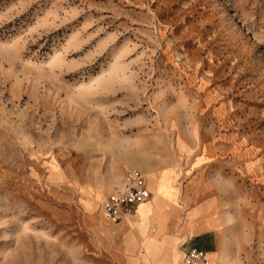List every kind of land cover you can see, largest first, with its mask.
Returning <instances> with one entry per match:
<instances>
[{
    "label": "rangeland",
    "instance_id": "1",
    "mask_svg": "<svg viewBox=\"0 0 264 264\" xmlns=\"http://www.w3.org/2000/svg\"><path fill=\"white\" fill-rule=\"evenodd\" d=\"M132 167L142 264L178 188L223 264H264V0H0V264H114L101 203Z\"/></svg>",
    "mask_w": 264,
    "mask_h": 264
},
{
    "label": "crops",
    "instance_id": "2",
    "mask_svg": "<svg viewBox=\"0 0 264 264\" xmlns=\"http://www.w3.org/2000/svg\"><path fill=\"white\" fill-rule=\"evenodd\" d=\"M145 180L149 188L147 179L145 178ZM181 198L178 188L175 197L166 200L167 206L155 209L153 215L150 216L147 214L146 217V220L150 219L151 225L156 224V215L160 220L162 219L161 222H158L157 234L146 235V238L149 239L152 245L159 249L158 254H161L165 250L162 245H160L161 241H165L166 247L169 245L170 260L168 264H175L174 259L177 253L182 254L183 251L193 247L206 251L208 255L209 253H214L219 250L217 234L215 230L210 227L209 223L205 221L207 206L198 201H194L189 208L185 209ZM138 206V204L134 206V211L130 215V218L135 214ZM198 206L201 207V210H198L192 216L193 223L191 227L189 224L184 223L186 212L192 207ZM123 222L124 221L115 223L116 225H110L115 227L116 230L114 236L104 239L103 249L114 264H142V262L138 260L141 256L139 243L132 245L130 242H127L131 235H134L137 239L139 237L138 231L136 228L129 230ZM190 228H192V232H189Z\"/></svg>",
    "mask_w": 264,
    "mask_h": 264
},
{
    "label": "built area",
    "instance_id": "3",
    "mask_svg": "<svg viewBox=\"0 0 264 264\" xmlns=\"http://www.w3.org/2000/svg\"><path fill=\"white\" fill-rule=\"evenodd\" d=\"M151 196L145 175L137 168H129L122 175L120 185L107 194L101 203L105 216L119 223L130 216L134 206ZM181 264H210L208 253L197 248L182 252Z\"/></svg>",
    "mask_w": 264,
    "mask_h": 264
},
{
    "label": "bare ground",
    "instance_id": "4",
    "mask_svg": "<svg viewBox=\"0 0 264 264\" xmlns=\"http://www.w3.org/2000/svg\"><path fill=\"white\" fill-rule=\"evenodd\" d=\"M137 166H139V165H137ZM148 200V199H147ZM147 200H145V201H143V202H141V203H139L138 205H140V204H142V203H144V202H146ZM101 209H102V207H101ZM102 212H103V210H102ZM103 214H104V212H103ZM104 216H105V214H104ZM127 217H129V216H127ZM126 217V218H127ZM125 218V219H126ZM129 219V218H128ZM208 220V219H207ZM97 226L99 227V228H101L102 230H105V228L103 227V225H102V222H104V220H103V218L100 216V215H98V217H97ZM124 221V220H123ZM205 221H206V219H205ZM188 222V220H184V223H187ZM126 226H127V222L126 221H124L123 222ZM134 224V223H133ZM133 226V225H132ZM105 232H108L107 230L105 231ZM189 232H191V231H189ZM139 233H140V231H139ZM107 234H110V233H107ZM141 235V234H140ZM143 237V236H142ZM224 247H225V245L224 244H222L221 245V247L219 248V250L218 251H216V252H214V253H209L211 256H213V255H215V253H216V255H218V257H219V259L221 260V263L220 264H223V261H222V259L226 256L225 254H224V252H223V249H224ZM181 256H182V254H181ZM209 256V255H208ZM212 259V258H211ZM218 259V258H217ZM180 260H181V258H180ZM215 260V259H214ZM219 260V261H220ZM209 261H210V257H209ZM214 263V262H213ZM181 264V263H180ZM210 264H211V261H210ZM218 264V263H217Z\"/></svg>",
    "mask_w": 264,
    "mask_h": 264
}]
</instances>
